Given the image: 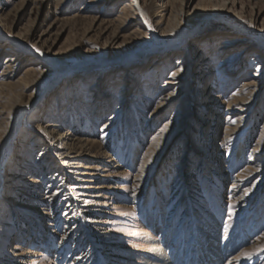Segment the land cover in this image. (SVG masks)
Masks as SVG:
<instances>
[{"label": "rangeland", "instance_id": "1", "mask_svg": "<svg viewBox=\"0 0 264 264\" xmlns=\"http://www.w3.org/2000/svg\"><path fill=\"white\" fill-rule=\"evenodd\" d=\"M137 3L0 0V264H264V0Z\"/></svg>", "mask_w": 264, "mask_h": 264}, {"label": "bare ground", "instance_id": "2", "mask_svg": "<svg viewBox=\"0 0 264 264\" xmlns=\"http://www.w3.org/2000/svg\"><path fill=\"white\" fill-rule=\"evenodd\" d=\"M96 1V0H95ZM133 10H135V12H137L138 14H139V12H140V14H144L143 12H144V9H143V7L142 6H140L138 3H137V0H131V4H127L126 6H124V8H122V11H120V13L121 14H123V15H126V14H128V12H131V11H133ZM137 10V11H136ZM212 16H214V17H216L215 15H212ZM258 31H260L259 29H258ZM253 33V32H252ZM257 33V32H256ZM256 35H258V34H256ZM254 36H255V34H254ZM184 39H185V37H181V38H176L175 39V41H174V43H176L177 45H179V44H181V43H183L184 42ZM256 40H257V42H258V47H260V48H262V50H259V49H256V47L255 48H253V50L255 49L256 50V52H255V54H254V58L253 59H251L250 60V66H252L253 67V70L254 71H257V72H259V73H262V71H264V38L261 36V35H258L257 37H256ZM250 42V40L248 39V38H245V37H242V38H239V39H234V40H228L227 41V43L228 44H230V45H227L226 46V48L227 49H229V50H226V51H228V53L226 52V54L225 55H223L222 57L223 58H225V57H230L231 55V57H233V55H235V54H233V53H237V51L236 50H234V47H236V48H239L240 47V49H241V47H243L245 44H247V43H249ZM169 47L168 46H164L163 48H161V49H158V51H164V49H168ZM232 50V51H231ZM219 52V51H218ZM229 53H230V55H229ZM245 53H247V52H245V50L244 51H242V52H238L236 55V61H239L240 59L239 58H241ZM230 57V58H231ZM222 58V59H223ZM40 61H45V59H47V57H44V56H42V55H40V57L38 58ZM220 59V58H219ZM49 60V59H48ZM234 60V61H235ZM235 61V62H236ZM51 62L53 63H57L56 61H53V60H51ZM233 61H231L230 63H232ZM10 66L9 67H11V69H13V70H15L16 68H15V61L13 60H11L10 61ZM59 64V67H62V64H60V63H58ZM230 67V66H229ZM227 71H225L224 73H226ZM7 74H6V72H4V73H2L1 75H0V78L1 77H4V76H6ZM19 80H23V78H20ZM258 80H261V76L259 75V74H252V76L251 77H249V78H245V79H243L242 80V84H240V85H247V86H245V87H243V88H245V89H243L242 88V86H241V88L246 92H248V91H251V90H253V91H255V90H257L259 87H261L262 86V83L260 82V81H258ZM249 84V85H248ZM129 86L130 85H124L123 87H122V90H123V95H126V97H128L129 95V92H128V88H129ZM29 88L30 86H27L26 85V88ZM244 95V94H243ZM238 102H239V100H238ZM243 102H247L248 103V100H246V99H242L241 101H240V103H242V104H245V103H243ZM19 121H20V117H18L13 123H11V125H8V127L6 128V131H5V133L2 135V137L0 138V162H1V151H2V148H3V146L5 145V143L7 142V140H9L8 138H9V136H10V134H11V130L13 129V128H15L17 125H18V123H19ZM60 123L58 122L57 124H51V123H47L46 124V129H48L49 131H48V134H52V128H57V127H60V125H59ZM105 125H107V124H105ZM228 129H230V128H228ZM51 130V131H50ZM61 134V136H69L70 135V133H60ZM58 143V142H57ZM55 148L56 149H61L59 146H55ZM63 164H66L65 162L63 163ZM84 169H88V168H85L84 167ZM208 248V247H207ZM210 250H213L212 248H210ZM209 249H207V252H209L210 254H212V255H214V252L213 251H210ZM157 255H159V257H157V255L155 256V261L154 262H156V263H154V264H166V261H165V259H164V255H162V253H161V249H158L157 250ZM211 255V256H212ZM196 261V260H195ZM213 263V262H212ZM168 264V263H167ZM215 264V263H214ZM230 264V263H229Z\"/></svg>", "mask_w": 264, "mask_h": 264}, {"label": "snow or ice", "instance_id": "3", "mask_svg": "<svg viewBox=\"0 0 264 264\" xmlns=\"http://www.w3.org/2000/svg\"><path fill=\"white\" fill-rule=\"evenodd\" d=\"M173 75H175V74H173ZM165 127H167V125ZM245 194L247 195V193H245Z\"/></svg>", "mask_w": 264, "mask_h": 264}]
</instances>
